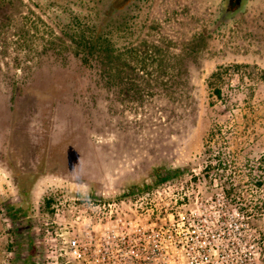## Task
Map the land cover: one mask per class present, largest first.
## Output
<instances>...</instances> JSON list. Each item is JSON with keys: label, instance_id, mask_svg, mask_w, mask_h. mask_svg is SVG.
I'll list each match as a JSON object with an SVG mask.
<instances>
[{"label": "rangeland", "instance_id": "374dc122", "mask_svg": "<svg viewBox=\"0 0 264 264\" xmlns=\"http://www.w3.org/2000/svg\"><path fill=\"white\" fill-rule=\"evenodd\" d=\"M107 1L0 0V264H264V0H137L108 28L138 52L112 88L67 37Z\"/></svg>", "mask_w": 264, "mask_h": 264}, {"label": "trees", "instance_id": "16d2710c", "mask_svg": "<svg viewBox=\"0 0 264 264\" xmlns=\"http://www.w3.org/2000/svg\"><path fill=\"white\" fill-rule=\"evenodd\" d=\"M100 3L102 4L103 2L100 1ZM119 22L120 19H114L109 22L104 20L103 22L98 21V23L93 24L91 27H87L85 29L77 28L73 34L70 36L67 35L71 45V50L75 56L79 57L81 64L85 67H90L92 63H94L93 65L97 70L100 79L104 85L109 88L115 87L119 83L127 81V75H129L128 73L131 70L132 59H138V52L132 50V48H125L122 50L114 47L111 33L108 28L111 26H117ZM151 50L154 56L149 52V50H144L143 55L146 56L148 52V57H150L154 62L156 61L158 65L162 64V59L159 57L163 58L171 55L170 47L168 45L163 49L153 46ZM144 56L140 62L144 63L145 59H147ZM167 66L171 67L170 63ZM218 71L219 70L209 76L207 86L211 90V94L216 99H222V87L220 86L222 78L220 76V72ZM134 95H137L135 98H141L140 93H134ZM209 139L210 137H208L206 143L209 142ZM206 145V148L204 146V153L206 155H210V146L208 144ZM214 168L215 166L212 165L211 162H208L202 170L203 178L208 179ZM183 172L184 170L181 169L161 170L160 168H155L153 176L156 179H158V177L160 178V176L165 179H171L181 175ZM154 185L155 181L151 182V184H131L126 187L127 191L126 194H123V197L141 194ZM20 192L23 197L26 198L28 197L29 189L26 186H23ZM46 203L47 206H49V200Z\"/></svg>", "mask_w": 264, "mask_h": 264}, {"label": "flooded vegetation", "instance_id": "af4514ba", "mask_svg": "<svg viewBox=\"0 0 264 264\" xmlns=\"http://www.w3.org/2000/svg\"><path fill=\"white\" fill-rule=\"evenodd\" d=\"M137 0H109L104 5L103 11L100 14L102 20L108 22L112 18H118L123 16L130 8L131 6L136 2ZM243 0H225L224 1V7L222 11V17H225L227 15H231L234 12L238 11L242 5ZM117 5V6H116ZM127 7L128 9H125ZM111 12V13H109Z\"/></svg>", "mask_w": 264, "mask_h": 264}, {"label": "built area", "instance_id": "2783aa9c", "mask_svg": "<svg viewBox=\"0 0 264 264\" xmlns=\"http://www.w3.org/2000/svg\"><path fill=\"white\" fill-rule=\"evenodd\" d=\"M67 247L70 251V254L75 257V258H79L80 257V250H79V246H78V243H77V240H69L67 242Z\"/></svg>", "mask_w": 264, "mask_h": 264}]
</instances>
